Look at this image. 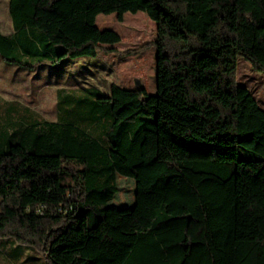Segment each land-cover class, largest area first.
Wrapping results in <instances>:
<instances>
[{
	"label": "trees",
	"instance_id": "16d2710c",
	"mask_svg": "<svg viewBox=\"0 0 264 264\" xmlns=\"http://www.w3.org/2000/svg\"><path fill=\"white\" fill-rule=\"evenodd\" d=\"M8 9L13 31L0 30V56L31 70L132 53L106 47L120 35L96 19L145 12L156 25L142 48H155L156 92L60 88L56 120L7 112L0 240L20 250L6 251L30 248L45 264H119L132 237L119 215V246L98 243L99 230L93 247L109 262L50 241L74 219L96 230L121 175L136 187V237L122 264H264V109L238 80L239 56L264 72V0H9Z\"/></svg>",
	"mask_w": 264,
	"mask_h": 264
},
{
	"label": "rangeland",
	"instance_id": "374dc122",
	"mask_svg": "<svg viewBox=\"0 0 264 264\" xmlns=\"http://www.w3.org/2000/svg\"><path fill=\"white\" fill-rule=\"evenodd\" d=\"M8 3L9 0H0V30L4 34L13 31ZM96 25L101 30H114L120 35V42L105 45L106 47L115 48L122 53L131 50L132 53L119 55L98 51L95 56H82L57 64H43L35 70L8 62L0 56L1 122L5 121L9 110H13V118L32 113L41 119L56 120L57 93L60 88L96 86L108 91L110 85L115 83L122 88L134 89L143 86L150 94L156 92L155 48L149 46L142 49L145 44L155 40V23L145 12L139 11L135 14L126 13L122 21L117 20L116 13L99 14ZM238 80L251 91L264 109V72L254 70L249 61L239 56ZM117 184L118 193L109 203L106 218L100 226L89 231L84 219H74L53 237L59 238L58 246L84 245L91 255L92 263L100 258L109 262L106 253L95 254L93 247L97 245L95 238L99 230L102 239L98 243L105 247L119 246V241L112 233L119 226L113 218L119 215L127 222L132 233L129 249L119 263L122 264L136 237L130 222L136 187L134 179L121 175L117 178ZM0 264H45V261L38 252L15 255L12 250L6 251L0 247Z\"/></svg>",
	"mask_w": 264,
	"mask_h": 264
},
{
	"label": "crops",
	"instance_id": "0c3cea01",
	"mask_svg": "<svg viewBox=\"0 0 264 264\" xmlns=\"http://www.w3.org/2000/svg\"><path fill=\"white\" fill-rule=\"evenodd\" d=\"M58 240H59V238H54V239L52 238L51 241H50V245H57ZM0 247H1V248L4 247L5 250L10 249V248H13L15 251L20 250V249H19L20 247H19L16 243H14V241H12V240H9L8 245H6V242L4 243V240H3V241L0 240ZM21 248L23 249V251H24L26 254H27V253L29 254L30 252L33 251V250L30 249V248H26V247H21ZM33 252H35V251H33Z\"/></svg>",
	"mask_w": 264,
	"mask_h": 264
}]
</instances>
